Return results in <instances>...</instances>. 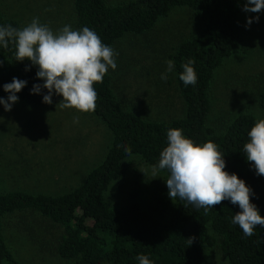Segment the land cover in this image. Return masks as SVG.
<instances>
[{
    "label": "trees",
    "instance_id": "trees-1",
    "mask_svg": "<svg viewBox=\"0 0 264 264\" xmlns=\"http://www.w3.org/2000/svg\"><path fill=\"white\" fill-rule=\"evenodd\" d=\"M245 2L128 0L111 5L106 0H72L75 30L89 27L110 47L128 34H147L159 19L177 8H187L202 22L197 32L180 41L170 54L183 114L168 121L144 119L118 99L108 71L102 83L94 84L98 99L92 112L111 136L103 160L66 193L0 191V264H23L14 257L2 230L5 215L26 209L36 218L32 222L60 230L54 248L65 264H139L140 255H146L152 264H205V245L214 243V239L207 238L208 228L221 237L220 250L227 264H264V227L257 226L251 237H245L239 226L232 223L239 206L229 200L208 210L197 209L179 198L172 201L165 181L146 208L134 200L122 207H111L105 198L110 185L125 176L123 161L127 157L135 155L151 167L158 165L159 154L168 142L167 130L179 128L194 143L212 141L217 145L224 154L225 170L235 173L252 189L251 200L264 216V176L242 168L246 160L243 145L256 117L250 112L239 113L219 130L208 124L212 109L209 88L216 70L242 44L240 15L245 12ZM8 24L21 27L0 9V25ZM189 59L194 60L197 83L185 86L179 74ZM37 70L28 60L15 61L14 45L10 43L7 48L0 45V94L5 92L3 84L16 77L27 82L16 93L26 103L41 106L59 103L62 97L55 92L51 104L42 102L47 89L31 93L34 84H43L36 77ZM253 95L264 113V85ZM125 147L130 148L131 154L124 151ZM158 172L163 180L167 179L166 169Z\"/></svg>",
    "mask_w": 264,
    "mask_h": 264
},
{
    "label": "rangeland",
    "instance_id": "rangeland-1",
    "mask_svg": "<svg viewBox=\"0 0 264 264\" xmlns=\"http://www.w3.org/2000/svg\"><path fill=\"white\" fill-rule=\"evenodd\" d=\"M106 1L115 5L128 0ZM0 9L21 27L38 17L53 32L65 25L75 30L72 0H0ZM249 18L251 24L247 23ZM240 21L242 44L216 70L209 88L212 109L208 124L217 130L239 113L250 112L256 119H264L253 95L264 85V10L244 12ZM201 24L190 10L177 8L159 19L147 34H128L112 45L117 67L109 68V74L114 93L126 108L146 120L168 121L183 114L173 73H168L166 81L161 73L174 47L193 36ZM8 95L4 92L0 97L6 100ZM74 117L79 118L77 123H73ZM110 138L105 125L92 112L61 109L59 103L34 105L20 98L9 111L0 105V191L66 193L103 160ZM123 165L125 176L105 192L108 205L122 207L134 200L146 208L165 184L162 174L157 172L159 177L153 178V167L135 155L127 157ZM242 168L255 172L247 159ZM30 213L27 209L16 210L3 218L2 232L14 257L23 264H65L54 248L60 230L37 225L19 228L24 221L36 219ZM206 235L214 243L205 245V264H227L220 250L221 237L210 228ZM35 252L39 255H33Z\"/></svg>",
    "mask_w": 264,
    "mask_h": 264
},
{
    "label": "clouds",
    "instance_id": "clouds-1",
    "mask_svg": "<svg viewBox=\"0 0 264 264\" xmlns=\"http://www.w3.org/2000/svg\"><path fill=\"white\" fill-rule=\"evenodd\" d=\"M243 10L259 13L264 10V0H246ZM251 22L252 18H249L247 23ZM10 43L15 47V61H30L38 69L36 77L43 80V84L33 85L31 93L39 94L42 88L47 89L42 102L51 104L55 92L62 97L61 109L95 111L98 93L94 84L103 82L109 68L115 70L117 67L115 50L103 43L89 27L72 30L70 25H65L53 32L48 25L40 23L38 17L23 27L0 25V45L7 48ZM193 64L194 60L189 59L182 65L179 78L185 86L197 83ZM174 70V62L167 60L161 79L166 81L168 73ZM26 83L13 77L10 83L3 84V90L9 93L6 100L0 97V105L5 111L11 110L12 104L18 101L16 93ZM78 120L74 117L73 123ZM247 136L249 139L243 145L244 156L252 162L256 174L264 176V119H257ZM167 141L159 154L158 165L152 168V176L159 177L158 170L168 171L164 181L172 201L179 198L197 209L208 210L229 200L239 206L232 223L239 226L245 237H251L257 226L264 227V216L251 200L252 189L235 173L225 170L224 154L214 142L194 143L179 128L167 130ZM124 151L131 154L128 147ZM191 242L189 239V244ZM138 260L139 264H152L146 255H140Z\"/></svg>",
    "mask_w": 264,
    "mask_h": 264
},
{
    "label": "crops",
    "instance_id": "crops-1",
    "mask_svg": "<svg viewBox=\"0 0 264 264\" xmlns=\"http://www.w3.org/2000/svg\"><path fill=\"white\" fill-rule=\"evenodd\" d=\"M0 161H1V157H0ZM11 174L14 175V171H11ZM49 194V193H47ZM40 226L42 227L43 225L38 223V222H23L20 224L19 228H28L29 226ZM42 237V236H41ZM33 255H39L37 252L33 253Z\"/></svg>",
    "mask_w": 264,
    "mask_h": 264
}]
</instances>
